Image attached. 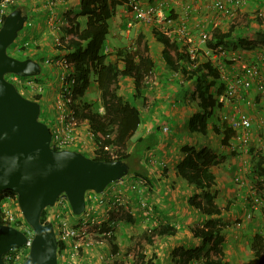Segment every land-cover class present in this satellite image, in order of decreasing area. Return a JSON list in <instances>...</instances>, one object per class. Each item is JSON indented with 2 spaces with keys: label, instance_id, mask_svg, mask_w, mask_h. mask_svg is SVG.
Listing matches in <instances>:
<instances>
[{
  "label": "trees",
  "instance_id": "1",
  "mask_svg": "<svg viewBox=\"0 0 264 264\" xmlns=\"http://www.w3.org/2000/svg\"><path fill=\"white\" fill-rule=\"evenodd\" d=\"M128 1L80 0V14L85 16L84 27L80 29L78 22L67 21V24L64 25V32L67 36L66 40H62L63 45L60 46V50L67 52L66 60L76 75L74 95L79 98L83 97L91 83H95L99 91L98 101L81 100V104L76 105L75 112L79 119L86 120L88 129L95 135L96 140L113 144L117 147L115 159L128 163L129 175L122 183V188H131L137 179H141L142 188L146 189L145 187H147L149 192H151L154 181L146 166L147 164L149 165L148 160H146V152L158 142L159 136L156 135V130L161 132V126L167 127V123H164L161 117L162 120H157L158 124L152 123L150 130L146 133L138 134L137 131L139 125L144 121L142 119V111L152 112L154 110L152 107L153 103L155 104V100H157L154 95L156 89L155 87L153 88L155 83H146L145 77L149 74V71L154 72L156 79L159 78L160 81L163 80L164 76L160 75V78L158 73L155 72L156 65L151 58L149 46L144 37L139 34H137L134 49L124 46L115 50L116 59L122 62L121 67L118 66L117 62L108 61L107 53L104 51L106 47L105 41L109 33V20L115 15L116 10L120 6L127 4ZM16 7L18 6L12 5L10 10ZM173 17H176L175 14L173 15V9L166 8L164 20L167 21L168 18L172 19ZM255 20L258 26L261 25L262 28L259 27L255 35L253 34L251 37L243 36V31L236 30L239 25L237 26L233 22V24L229 25L227 31L222 32L220 28L212 29L207 39L202 42V45L205 48L216 49L218 46L226 48L228 43H233L235 46L242 48V50H252L253 47H256L257 42L255 39H258L257 36L260 34L264 36V11L256 12ZM139 22L154 24L151 28V33L155 40L161 44L162 59L175 73L181 74L184 81L192 82L188 95H185V98L182 96L180 99L181 102H184L188 98L186 102H193L198 108L188 118L189 131L204 135L207 132L208 124L215 115V122L211 125V129L215 134L221 136L223 145H228V142L235 136V130L221 118L223 104L218 101V96L223 91L224 82L220 78L219 70L209 60L198 63L199 60L197 61L198 58L195 57L192 63L188 46L179 43L175 36L164 33L158 23L143 20ZM176 75L174 74V76ZM124 77L132 80V92L128 96L119 95L117 92L120 87V79ZM34 79L38 80L37 78ZM171 83L175 86H180L178 80ZM248 96L252 98L250 93H248ZM39 98L40 93L35 94L34 99L38 101ZM260 98L255 96L256 101H259ZM175 104L180 103L174 101L171 105ZM106 134L111 135L112 138H107ZM128 142L130 143L129 145ZM85 152L88 153L87 151ZM181 152L183 154L175 165V173L199 191L189 197L188 203L193 208L198 209L204 219L201 225H193L189 228L192 237L200 242L199 245L187 248L181 246L173 248L170 253L172 263L189 264L190 260L195 259L200 264H227L224 260L222 228L218 225L220 220L215 216L219 215L224 207L215 202L217 192L212 189L215 184V176L210 169V166L219 163L224 158V155L218 158L217 155L204 146L194 149L184 145L181 147ZM86 153L84 154L88 156ZM244 157L253 159L254 176L259 179L255 185L259 190H262L264 188V150L250 147ZM91 158L113 160L106 154H102L100 150H96L95 155H92ZM7 195L14 196L15 193L8 189L1 190L0 203ZM146 201L151 203L148 199ZM123 205L122 203L109 210V217L112 219L115 213L121 214L119 208ZM151 206L154 209V205L152 204ZM123 216L128 221L132 219L130 212L127 210H125ZM46 217L44 208L40 216L41 222H48ZM0 222L3 223L1 208ZM96 224L94 227L98 229V233L102 234L101 239H104L116 251L117 244L112 242L114 238L112 231L114 232V229L111 231V227L107 226V220ZM106 231H110L111 234L109 236L103 235ZM176 231L175 225L171 223H158L145 230L143 237L147 243L156 247L158 240L162 236L174 235ZM248 248L255 257L254 264H264V236L262 233L258 231L253 233L249 240ZM24 252H26V248L21 246L4 253L5 263L16 264L14 262L15 255L17 253L24 254ZM156 254L153 252L152 257L145 264H161ZM7 256L9 257L8 259L6 258ZM136 256L137 261L141 264L144 255L139 252L136 253ZM84 261L88 260L84 258L81 262Z\"/></svg>",
  "mask_w": 264,
  "mask_h": 264
},
{
  "label": "crops",
  "instance_id": "2",
  "mask_svg": "<svg viewBox=\"0 0 264 264\" xmlns=\"http://www.w3.org/2000/svg\"><path fill=\"white\" fill-rule=\"evenodd\" d=\"M23 1H27V6L25 8H22L26 10L30 19H32L33 32L31 33L30 37L38 38V41L41 45V50L39 52L34 51L35 55L39 56L44 62V60L50 57V55H52L51 57H55L60 52H64L60 51L58 53L49 48L48 56L44 54V50L48 48L47 44L52 43V33L47 22L48 17L52 13H50L47 8L43 7L41 0ZM136 1L142 6L148 4L161 5L164 11L166 10V8H172L173 15L175 14L176 17H173L171 19V22L169 23L165 22L162 25L159 24L161 30L166 29L167 32H169L172 36H177L178 33L176 27L184 25L186 30L194 38V43H196L198 45V48L202 50L203 46L201 47L202 44L198 43L197 36L200 29L209 31L212 28H220V30L224 32L227 31V28L230 25L228 24V26L224 30L221 27L222 24L220 25L221 21H217L215 17L213 18L212 15H204V8L207 7L212 11L210 3L207 0ZM79 2L80 0L59 1V3H56L53 8V13H56L55 17L61 16L68 21H76L79 24V28H83L85 24V16L80 14ZM131 15L132 13L128 8V3L120 6L116 10L115 15L109 20L108 34H110V38H106V47L104 51L107 53L108 61L117 62L118 66L121 67L122 62L116 59V56L114 54L115 50L119 47L121 48L124 46L132 47L134 49L136 45L137 34H139L144 37L149 46L151 58L156 65L155 72L158 73V77L160 75L164 76L163 80L161 81L159 80V78H157V81L153 86V88L155 87L156 89L154 95L157 100H155V104L153 103L152 107L154 110H152L151 115L152 120H154L157 119L155 118L156 115L161 113L163 122L167 123L166 125L168 130L165 132L161 131V136L159 137L158 142L149 151L146 152V160H148V162L150 163V165L147 164L146 166L149 169V172L154 181L152 191L148 194L150 195L148 197V200L151 202V204L154 205V215L152 217L156 218V224L168 222L175 225L177 231L174 235L162 236L158 240V245L154 248L153 251L158 255H166L168 261L172 263L170 253L173 248L179 246L185 248L194 247L199 245L200 243L196 238L192 237L189 228L193 225H201L204 216L198 209L193 208L188 203L189 197L193 196L199 191L194 186L188 184L184 179L176 175L175 165L182 157V146L187 145L188 147H192L194 149H199L204 146L205 148L211 150L215 155H217L218 158L223 157L224 155V158L219 161V163L210 166L211 170L214 168V172L216 173L217 171L219 173V175H217L216 173V183L212 186V189L216 190L217 192L216 199L217 197H219L220 192L222 191L221 188L217 185L218 183H220V185H227L229 183V186L226 187L227 190L225 192L232 195L231 202V198L224 202H218L215 199V202L217 204L219 203L222 207H224L219 215H215L221 222H218V225L220 226V228H222L221 233L224 238V260L227 262V264H254L255 257L249 250L248 243L253 233L256 231L262 233V235L264 236V229L262 228L263 226H261L260 223V221H264V214H262V210H260L258 214L257 208L255 207L251 210V212L253 211L252 215L255 212L257 214V217L254 220L250 221H247L245 219L246 211H248L246 204H248V199L250 198H247V195L242 194L243 189L237 190V188H235L239 185L244 186L245 184H243L244 182L242 181V165L237 167L236 162L234 161L236 159V156H244V152H242L240 149H236L234 151L232 149L231 151L229 148L231 140L228 142V145H223L221 143V136L215 134L211 129V125L214 124L215 119H212L208 124L207 132L204 135L189 131L187 121L191 114L198 109L197 106H192L189 108V105H186V109H184L182 105L171 104L174 101L181 103V97L183 96L185 98V95H188L187 93L189 92L188 90L190 89L192 82L184 81L181 74L179 73L174 76V70L170 68L162 59L160 52L161 44L155 40L151 33V28L152 26H154V24L141 23L136 20L134 21L132 20ZM50 46L53 47V45ZM29 57L33 58L32 56ZM48 66L50 67L49 73L45 74L44 76H34V78L38 79L35 81L41 86L39 98L40 111L44 109L46 110L48 108L46 105H51L53 95L55 94L59 83V67L55 66L54 64H48ZM48 77H51L52 79L49 80ZM177 80L178 82H180V86H175L171 83ZM91 87L95 89L94 91L98 92L95 83H91L88 89ZM131 88L132 80L128 77H124L120 79V87L118 88L117 92L119 95L128 96L132 92ZM88 89L86 90V92L88 91ZM86 92L84 96L79 99V104H81V100L90 102L92 101L86 95ZM251 93L252 92H250V94ZM95 100L96 99H94V101ZM187 100L188 98L186 99V101ZM259 101H261V99ZM262 104L263 102L260 103V105ZM173 106L175 107L173 108ZM244 108L248 110L246 106H244ZM256 108L257 113H259V109H261L260 106L258 105ZM226 110L229 109H227L226 105H223V111ZM149 120L148 122L143 121L139 125L137 131L138 134H144L148 130H150L152 122L149 123ZM156 124L158 123L156 122ZM145 126H148L149 129L146 128V130H144ZM79 132L81 134L82 130H80ZM232 143L233 145L238 144L236 141ZM129 144L130 143L128 142V145ZM75 148L76 150H81V148L77 146ZM88 155L91 156L90 153H88ZM239 170L240 172H237ZM232 173L235 174L234 179L237 185L235 187L234 184L232 185V182L230 180L228 181V175H232ZM126 189L128 190L129 187ZM126 189L122 188L125 193H127ZM131 191L132 192L128 191V194L130 195L129 197L131 202L135 205L137 204V195H135V192L133 190ZM228 201L230 202V204H232V206H229ZM221 218L224 219L225 224L222 223ZM234 220H239L241 222V227L239 229L231 230V225H229L228 222ZM225 225L227 227H225ZM225 244L227 245V247L225 246ZM160 247L162 249L164 248V251L162 253V249L160 250ZM162 258L163 256L160 259L162 260Z\"/></svg>",
  "mask_w": 264,
  "mask_h": 264
},
{
  "label": "built area",
  "instance_id": "3",
  "mask_svg": "<svg viewBox=\"0 0 264 264\" xmlns=\"http://www.w3.org/2000/svg\"><path fill=\"white\" fill-rule=\"evenodd\" d=\"M59 0H41L43 7L52 13L47 22L53 34L54 41L60 44L62 36V28L66 23V20L59 16L55 17L56 13H53L54 5ZM210 3V7L216 18L221 16L222 18H234L236 16L235 8L245 3V0H232L235 8L226 4V0H207ZM231 1V0H230ZM15 0H0V25L4 16L9 11L11 4H14ZM130 6L133 9V17L137 20L150 21H162L163 13L161 9L155 5H149L141 7L137 2L132 0ZM169 22V20H168ZM26 30L32 28V19L27 18L25 22ZM178 35L176 36L182 43L192 44L194 39L192 35L186 30L184 25L176 27ZM167 34V30L165 29ZM169 33V32H168ZM170 34V33H169ZM208 37V32L204 29L198 31V41L204 42ZM66 38V37H64ZM195 47H191L189 51L190 60L195 58ZM207 54L210 60L217 66L220 72V78L224 82V88L222 93L218 96V101L227 106V103L237 104L242 101L245 105H254L251 98L248 96L250 92H259L264 94V74L260 70L258 63H254L251 60L244 61L243 54L241 52H230L223 47L218 46L216 49L207 48L203 51ZM250 56V55H249ZM230 59L232 62H240V67L237 70L227 71L223 67L221 61L222 58ZM264 60V56H262ZM217 60V62H215ZM242 61V62H241ZM46 63H51L59 67V83L51 105H46L48 112H51V123H49V129L51 132L50 146L54 149L79 147L91 155H95L96 150H100L102 154H106L109 158L114 159L117 156V147L113 144L104 143L100 140H96L95 135L89 131L88 125L85 119H79L76 115V105H79V97L74 95V87L76 86V75L71 66L68 65L66 58H53L49 57L45 60ZM260 62V61H259ZM176 74V73H174ZM6 79L12 82L20 93L23 89L27 91L41 92V86L35 81L33 77H22L14 73H7ZM145 82L148 84L155 83L154 72L149 71V74L145 77ZM252 90V91H251ZM37 93V94H38ZM247 95V96H246ZM230 105V106H231ZM229 107V110L221 113V118L227 122V125L235 130L236 134L233 138V142L238 144L233 145L232 149H243L249 144L252 129V119L246 111H241L238 106L235 105ZM236 107V108H235ZM225 108V107H224ZM264 109V104H262ZM101 110V108H100ZM231 110V111H230ZM45 109L41 112L44 113ZM53 112V113H52ZM48 122L50 120L48 119ZM259 127L263 128L261 132L264 135V117L259 119ZM166 130V127H163ZM80 130L82 133L80 134ZM107 138H112L111 135L106 134ZM264 146V143L262 144ZM125 180L123 178L110 183L101 193H95L94 191H87L85 193V206L82 213L73 223H67L61 216L57 214L60 220L55 225V236L58 244L57 252L60 254L62 261L66 264H73L76 261L81 262L85 257L91 253L94 247L102 246L104 249H99L98 254L95 256L100 264H140L132 253L122 254L117 249L114 251L107 244L104 239H101L102 234L97 232V228L94 225L99 223L96 220L98 207H104L106 211H109L122 203H124L125 192L121 189L122 183ZM142 180L137 179L135 184L131 186L132 190L138 194H142ZM123 193V194H122ZM137 202L139 208L144 210V213L151 218L153 216V208L151 204L141 198L138 195ZM262 204V201L256 196L252 198L250 204V210L245 215L246 218H250L251 210L257 205ZM55 206L58 207L60 212L69 211L70 206L64 193L60 194L56 201ZM3 223L9 226H13L18 230H21L27 236V242L23 246H29L33 232L29 225L24 220L18 205L17 196L7 195L0 203ZM155 222L156 218L152 217ZM240 223L237 222L236 225ZM113 221H107V226L111 227V231L114 228ZM110 231H106L105 236H109ZM97 237V238H96ZM24 254H17L14 257V262L19 263L24 259ZM67 256V257H66ZM85 256V257H84ZM20 257L22 258L20 260ZM9 258L8 256L6 257ZM196 260H190L189 264H196Z\"/></svg>",
  "mask_w": 264,
  "mask_h": 264
},
{
  "label": "water",
  "instance_id": "4",
  "mask_svg": "<svg viewBox=\"0 0 264 264\" xmlns=\"http://www.w3.org/2000/svg\"><path fill=\"white\" fill-rule=\"evenodd\" d=\"M27 17L16 7L0 25V191L16 193L19 210L33 232L27 256L20 264H57L53 224L41 222L42 210L53 206L64 193L72 213L80 214L85 192L101 193L126 175L129 165L120 159H94L77 150L50 146L51 132L39 119V102L22 95L4 77L6 73L32 76L40 72L36 60L19 59L7 52ZM26 242L21 230L0 222V264H6L4 253Z\"/></svg>",
  "mask_w": 264,
  "mask_h": 264
},
{
  "label": "rangeland",
  "instance_id": "5",
  "mask_svg": "<svg viewBox=\"0 0 264 264\" xmlns=\"http://www.w3.org/2000/svg\"><path fill=\"white\" fill-rule=\"evenodd\" d=\"M14 4H16V5L19 4L25 8L27 6V1L15 0ZM226 4L235 8L232 0L231 1L226 0ZM162 10H163V8H162ZM235 10H236V17H234V18H221L220 16L218 18H216V14H214L207 7L204 8L203 13L205 16H211L212 15L213 18L215 17V19L217 21H221L220 25L222 24L221 27L224 30L226 29L228 24H231V23L233 24V22H234L237 26L239 25L236 28V30L237 31H243V36L251 37V36H253V34L255 35L256 30L259 27H261V25L258 26V24L256 23V20H255L256 12L260 13V12L264 11V0H246V3L243 6L235 8ZM32 27H33V25H32ZM32 32H33L32 28L29 30H26L25 25H24V27L18 32V35H17L16 39L14 40V42L8 46L7 52H8V54H10L16 58H19V59H24V58H27L29 56H32L39 63V66H40V72L38 74H36L35 76H39V75L44 76L45 74L49 73L50 67L48 66V64H45L39 56L35 55V52H39L41 50V45L38 41L39 40L38 38L30 37ZM120 37H122V36H120ZM257 37H258V39H255V41L257 42L256 47H253L252 51H246L247 53L242 52L243 60L244 61L253 60L252 62H254L256 64L258 63V65L260 66L261 72L264 74V71H263L264 70V60L262 59V56H264V36H262V34H260ZM109 38H110V34L107 35V39H109ZM51 41L53 44L52 43L47 44L48 48H46V50H44V52H45L44 54H46L47 56L49 54L48 53L49 48L51 50L58 52V53L61 51V50L56 49L58 44L55 43L52 39H51ZM50 45H53V47ZM232 45H234V44L228 43L226 50H228V51L241 50L242 51V48H239L235 45H234V47H232ZM243 51H245V50H243ZM64 55L65 54L63 52H60L58 55L55 56V58H62V57H64ZM51 56L52 55H50V57ZM200 59L201 60L206 59V56H203L202 58L200 57ZM221 61L223 63L230 62L229 64H226L227 67L225 68V70H227V71H232V70L236 71L237 68L240 67V65H239L240 62H232L230 59H227V58L225 59V57L222 58ZM215 62H217V60ZM55 66H57V65H55ZM224 67H225V65H224ZM48 79L51 80L52 78L48 77ZM94 90L95 89H93V87L89 88L88 91L86 92V95L92 101H94V99H96V101H98V98H99L98 92L99 91L97 92ZM37 93H38V91L33 92V91H27V89L22 90V94L27 98L28 97L34 98L35 94H37ZM251 96H252L251 100L254 103V105H243V102L240 101L237 104H233V105H231V103H227L226 107H227V109H229V105H231L230 107H232V108H234L233 107L234 105L236 107L238 106L239 108L241 107L240 108L241 110L246 111L248 114H250L252 116V119L256 120L257 117L259 116L261 110L259 109V113H257L256 107L258 106V103L254 102V98H255V96H258V97H261L262 99H264V95L259 94V92L255 91V92L251 93ZM178 105H182L184 107V109H186V105H189V108L192 106H196L193 102H186V101L181 102ZM244 106H246L248 108V110H246V108H244ZM42 111L43 110L40 111V115H41ZM161 117H162V114L160 113V114L156 115L155 118H157V119L152 120L151 111H146V112L142 111V119L145 122H148V119L150 118L149 123L152 122L153 124H155L158 119H161ZM214 117H215V115H214ZM214 117L212 119H214ZM40 118L42 120H44L45 123H47L48 119H49L50 122H48V124L51 123V121H52L51 120V112H48V110H45L44 113L40 116ZM146 128L149 129L148 126H145L144 130H146ZM156 132H157L156 135H158L160 137L161 136L160 131L156 130ZM253 132L254 133H253V137H252V141H251V148L256 149L254 146H257L258 145L257 143L260 144L259 138L261 136H259L257 134V132H258L257 130H253ZM260 139H262V138H260ZM234 161L236 162L237 167L242 165V169H243L241 172V174L243 176L242 181L244 182L243 184H245V185L241 186L238 184L239 186L235 187L237 185H236V181L234 179L235 174H233V173H232V175H230V174L228 175V181L230 180L232 182V185L234 184V187L237 188V190L243 189L242 194L247 195V198H250V199H248V204H246L248 210H250V204L252 202V198L257 196L262 201V204L257 205V207H256L257 212L259 214V211L262 210V214H264V192H263L264 188L262 189L263 190L262 191V190H259V188L256 187V185H255V183L259 179H256V177L254 176V172L252 170L253 159H251L250 157L246 158L244 156H236V159ZM149 165H150V163H149ZM132 167L134 168V166H132ZM211 171L213 172L214 176L216 175V173H217V175H219V173L217 171H216V173L214 172V168ZM237 172H240V170ZM237 172H235V173H237ZM127 174L123 176V180L126 179ZM215 183H216V181H215ZM217 185L221 188L222 191L220 192L219 197H217L218 200L216 199V201L224 202V201H227L229 198H231L230 199V202H231L232 201V195L227 194L225 192L227 190L226 187L229 186V183L227 185H220V183H218ZM219 187H218V190H219ZM262 187H263V185H262ZM145 188L146 189L143 190L142 194H138V195H141V198H143V200H147L148 197L150 196V195H148L149 189L147 187H145ZM121 189H122V187H121ZM131 190H132L131 188L128 190L126 189L127 193L123 194L124 195V203H123L124 205L119 208L121 211V214H119V213L114 214V217H113L114 219H111V217H109V211H106L104 209V207L99 206L97 208L98 211L96 213L97 214L96 220L99 223L104 221V220L113 221L114 232L112 231V234H113L114 238H113L112 242H114V243L116 242L117 248L119 249L120 252H122V254L132 253V255L134 254V256H136V253H139V252L142 253L144 255V257H143V261L141 262V264H145L146 261L152 257V254L154 252L153 250H154L155 246L154 245L152 246L151 244L146 242V240L143 237L144 231L151 228L152 226L156 225L155 224L156 222H154L152 219H150L141 209L139 210L138 202L135 205L131 202L130 197H129L130 195L128 194V191L132 192ZM135 195H136V193H135ZM230 202L228 201V204H229V206L230 205L232 206V204H230ZM125 210L130 212V215L132 217L131 221H128L124 218L123 215H124ZM246 212H248V211H246ZM252 212H251L250 218H245L247 221L254 220L257 217V214L254 212L252 215ZM45 213L47 215V217H46L47 221L53 222L54 225H56L57 222L60 220L59 217H56L57 214L59 216H61V218H63V220H66L67 223H70V222L73 223L74 221H76L79 218V217H76L75 214L73 215V214L69 213V211L60 212V210L58 209L57 206H50V207L45 208ZM221 220H222V223L225 224L224 219L221 218ZM235 221L238 222L239 220H234V221L228 222V224L231 225V230L239 229L241 227L240 225H236ZM260 223H261V226H263L264 221H260ZM225 227H227V226L225 225ZM121 236H122V238H121ZM121 239H122V241H121ZM227 242H229V241H227ZM225 246L227 247L226 244H225ZM25 248H26V254H27L28 247L25 246ZM99 249H104V247H102V246H100V248L94 247L92 249V252L89 253V257H85V256L84 257L87 260H89L91 262V264H100L99 260L97 261V259L95 257L98 254ZM161 249L162 248L160 247V250ZM163 251H164V248L161 250V253ZM26 254H25V256H26ZM17 256H19L18 253H17ZM162 256H163V258L161 260L160 258ZM156 257H157V259H159L161 261V264H169V263L173 264V263L168 261V258H166V255L156 254ZM135 258L137 259V256ZM21 259L22 258L20 257V260ZM22 260H24V259H22ZM22 260L20 261V263L22 262ZM16 264H17V262H16ZM58 264H66L62 261L60 254L58 255ZM73 264H81V263L76 261ZM197 264H200V263H197Z\"/></svg>",
  "mask_w": 264,
  "mask_h": 264
},
{
  "label": "clouds",
  "instance_id": "6",
  "mask_svg": "<svg viewBox=\"0 0 264 264\" xmlns=\"http://www.w3.org/2000/svg\"><path fill=\"white\" fill-rule=\"evenodd\" d=\"M17 1H19V0H17ZM59 1H61V0H59ZM59 1H58L57 3H59ZM131 1H132V0H129V1H128V8L131 7V8H129V10H130V12L132 13V15H131V16H132V20H134V21H135V20H136V21H140V20H137V19H135V18L133 17V9H132V6H130V2H131ZM134 1L137 2L136 0H134ZM208 2H209V1H208ZM41 3H42V2H41ZM137 3H138V2H137ZM245 3H246V0H245ZM245 3H244V4H245ZM138 4H139V3H138ZM244 4H243V5H244ZM12 5H16V4H11L10 7H11ZM139 5H140V4H139ZM149 5H155V6L159 7V8L161 9L162 13H163V17H162V21H161V22H158L157 20H156V21L154 20V21H152V22H156V23L161 24V25H162L163 23H165V22H166V23L171 22V19H169V18L167 19V21L164 20V10H162V6H161V5H158V4H148V5H144V6L140 5V6H141V7H146V6H149ZM243 5H240V6H243ZM16 6H18L19 8H21L22 11H23L24 13L27 14L26 10H24V9L22 8L23 6H21V5H19V4H17ZM240 6H239V7H240ZM10 7H9V11H10ZM9 11H8V12H9ZM8 12H7V13H8ZM27 16H28V14H27ZM220 17H221V16H220ZM235 17H236V16H235ZM27 18H29V16H28ZM221 18H222V17H221ZM224 18H226V17H224ZM26 20H27V19H26ZM65 20H66V19H65ZM168 20H169V22H168ZM232 20H233V19H232ZM67 21H68V20H66V23H65V24H67ZM25 22H26V21H25ZM25 22H24V25H25ZM65 24H64V25H65ZM24 25H23V27H24ZM23 27H22V28H23ZM212 29H214V28H212ZM212 29H210L209 31L206 30V31L208 32V36H209V33H210V31H211ZM61 31H62V33L64 34V37H66L67 35H66V33L64 32V26H63V28H62ZM162 31H163L164 33H166V32H165V29H162ZM51 33H52V32H51ZM167 34H169V33L167 32ZM169 35H171V34H169ZM197 36H198V34H197ZM64 37L62 36L61 41H60V44L57 45V48H56L57 50H60V49H61L60 46L63 45V44H62V40H66V38H64ZM15 39H16V38H15ZM51 39L54 41L53 34L51 35ZM175 39H176L179 43H182L181 41H179V40L177 39L176 36H175ZM193 39H194V38H193ZM13 42H14V41H13ZM13 42H12V43H13ZM54 42H55V41H54ZM12 43H11V44H12ZM55 43H56V42H55ZM198 43H199V44H202V42H199V41H198ZM182 44H186V45L188 46V50H189L191 47H195V49H196V50H195V51H196L195 57L198 58V59H197V61L199 60L198 63H200V62H202V61H204V60H209V61L211 62V64H212L214 67L217 68V66L214 65V63L210 60L209 56H208L207 54H204V53H203V51L206 50L207 48L203 47V50H202V49H199V48H198V45H197L196 43H194V42H193L192 44H187V43H182ZM54 45H55V44H54ZM202 46H203V45H201V47H202ZM222 47H223V46H222ZM223 49L226 50V48H224V47H223ZM227 51H228V50H227ZM246 51H252V50H246ZM246 51L238 50V51H233V52H241V53H242V52H246ZM230 52H232V51H230ZM63 53L65 54V55H64V58H66V53H67V52H63ZM246 53H247V52H246ZM203 56H206V59L201 60L200 57L202 58ZM189 57H190V56H189ZM250 57H251V56H250ZM30 58H31V57H30ZM48 58H49V57H48ZM53 58H55V57H53ZM32 59H34V58H32ZM225 59H226V58H225ZM34 60H35V59H34ZM190 61H192V63L194 62L193 59L190 60ZM251 61H252V60H251ZM44 63H45V64H49V63H46L45 60H44ZM195 63H196V62H195ZM222 63H223V62H222ZM229 63H230V62L223 63V64L225 65V68L227 67L226 64H229ZM50 64H51V63H50ZM224 65H222V66L224 67ZM193 66H194V65H193ZM174 73H175V71H174ZM174 73H173V75H174ZM6 74H7V73H6ZM6 74H5V75H6ZM176 74H178V73H176ZM5 75H4V77H5ZM16 75H17V74H16ZM34 76H35V75H32V76H22V77H33V78H34ZM5 78H6V77H5ZM35 80H36V79H35ZM156 81H157V79H156V77H155V82H156ZM11 83H12V82H11ZM16 88H17V87H16ZM18 91H19V90H18ZM251 91H252V90H251ZM21 94H22V93H21ZM22 95H23V94H22ZM250 95H251V94H250ZM263 95H264V94H263ZM250 98H251V97H250ZM30 99L35 100L34 98H30ZM260 99H261V101L258 102V101H256L255 98H254V102H257L258 105L261 107V109H260L261 112H260V114H259V116L257 117L256 120L252 119V116H250L251 119H252V126H253V127H252V129H251L252 132H251V137H250L249 144H248L247 146H245L243 149L236 148V149H240L242 152H244V154H245V153L247 152V150L251 147V141H252V137H253V133H254L253 130H257V131H258L257 134H258L259 136H261L260 138H262V139L259 138V140L261 141L260 144H258L257 146H254V147H255L256 149H257V148H261L262 150H264V146H262V144L264 143V135L261 133V132L263 131V128L259 127V119H260V117H264V109L262 108V105H260V103L263 102V104H264V99H262V98H260ZM38 102H39V100H38ZM39 104H40V103H39ZM243 104H244V103H243ZM238 109L241 110L239 107H238ZM241 111H243V110H241ZM221 113H222V112H221ZM39 115H40V113H39ZM39 119L42 120V119L40 118V116H39ZM42 121H43V120H42ZM46 124H47V123H46ZM47 125H48V124H47ZM163 127H164V126H163ZM163 127H161V130H162L163 132H165V131L168 130L166 126H165V127H166V130H164ZM235 134H236V132H235ZM233 138H234V137H233ZM233 138L231 139V142H230V144H229V148H230L231 151H232V144H233L232 142H233ZM236 149H233V151L236 150ZM71 150H76V148H72ZM77 151H80V152H82V153H83V152L86 153L85 150H83V149H81V150L78 149ZM84 153H83V154H84ZM86 154H88V153H86ZM86 156H87V155H86ZM88 156H89V155H88ZM91 156H92V155H91ZM91 156H89V157H91ZM114 159H115V158H114ZM127 176H128V174H127ZM122 178H123V177H122ZM111 183H112V182H111ZM108 185H109V184H108ZM108 185H107V186H108ZM107 186H106V187H107ZM104 189H105V188H104ZM129 189H130V188H129ZM131 189H132V188H131ZM143 190H144V189H143ZM88 191H89V190H88ZM91 191H92V190H91ZM86 192H87V191H86ZM86 192H85V193H86ZM134 192H135V191H134ZM135 193H136V192H135ZM15 194H16V193H15ZM136 195H137V193H136ZM16 196H17V195H16ZM137 198H138V195H137ZM145 201H146V200H145ZM146 202H147V201H146ZM68 203H69V202H68ZM148 204L150 205L151 203H148ZM17 205H18V204H17ZM151 205H152V204H151ZM53 206H55V203H54ZM48 207H50V206H48ZM256 207H257V206H256ZM18 208H19V207H18ZM46 208H47V207H46ZM138 208H139V205H138ZM152 208H153V207H152ZM140 209H141V208H140ZM141 210L144 212L143 209H141ZM248 211H249V210H248ZM70 212H71V214H73L72 211H71V208H70ZM152 212H153V210H152ZM81 213H82V212H81ZM81 213H80V214H81ZM80 214H78V215L75 214V216L77 217V216H79ZM115 214H117V213H115ZM246 214H247V212H246ZM246 214H245V215H246ZM73 215H74V214H73ZM153 215H154V214H153ZM250 217H251V216H250ZM245 218H246V217H245ZM112 219H114V218H112ZM150 219H152V217H151ZM46 221H47V219H46ZM48 222H50V221H48ZM155 222H157V220H156ZM238 222L241 223L240 221H238ZM51 223L53 224V228H54V232H55V225H54L53 222H51ZM236 223H237V222H236ZM236 223H235V224H236ZM155 224H156V223H155ZM239 225H240V224H239ZM263 229H264V224H263ZM115 243H116V242H115ZM22 246H23V245H22ZM116 246H117V245H116ZM57 248H58V244H57ZM111 249H112V248H111ZM117 249H118V248H116V250H117ZM91 252H92V251H91ZM27 253H28V252H27ZM56 253H57V264H58V252L56 251ZM26 256H27V254H26ZM26 256H25V258H26ZM87 257H89V255H88ZM25 258H24V259H25ZM22 261H23V260H22ZM84 262H88V263L91 264V262H90L89 260H88V261H84ZM80 263H82V262H80ZM17 264H20V262L17 263Z\"/></svg>",
  "mask_w": 264,
  "mask_h": 264
}]
</instances>
